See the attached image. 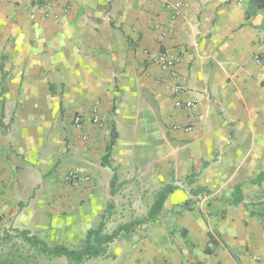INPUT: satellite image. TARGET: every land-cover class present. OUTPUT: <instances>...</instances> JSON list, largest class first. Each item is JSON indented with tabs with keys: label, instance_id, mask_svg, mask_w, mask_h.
<instances>
[{
	"label": "crops",
	"instance_id": "obj_1",
	"mask_svg": "<svg viewBox=\"0 0 264 264\" xmlns=\"http://www.w3.org/2000/svg\"><path fill=\"white\" fill-rule=\"evenodd\" d=\"M183 5L173 17L167 0H0V232L13 226L48 240L82 202L89 215L104 211L113 197L112 170L102 165L112 123L114 158L146 187L195 176L116 253L108 246L105 264H264V216L250 207L264 198V180L255 182L264 172V68L255 61L264 55V11L247 17L249 0ZM162 52L179 59L182 98L198 102L190 130L162 81ZM95 106L106 127L88 125L86 143L70 117L87 118ZM65 124L68 145L49 141V126ZM75 166L91 181L68 182ZM237 184L244 202L229 205ZM199 185L211 190L207 205L172 215ZM212 228L218 244L206 253Z\"/></svg>",
	"mask_w": 264,
	"mask_h": 264
},
{
	"label": "rangeland",
	"instance_id": "obj_2",
	"mask_svg": "<svg viewBox=\"0 0 264 264\" xmlns=\"http://www.w3.org/2000/svg\"><path fill=\"white\" fill-rule=\"evenodd\" d=\"M45 16H52L53 18L57 17V15H53L48 12L45 14ZM77 116H80L82 119L80 123L75 121ZM70 118L71 125L80 131L79 136L86 143L90 137L88 125H93L96 129L100 130H103V128L107 126L106 129L109 132L108 139L110 140L113 124L109 123L106 126L104 125L105 122H103V120L100 118V111L97 106L92 108L91 115L87 118L85 115H81L79 113L71 114ZM10 127H13V125H9V128ZM25 128L27 129L29 127L26 126ZM43 129L44 128L41 127V130ZM70 130L71 127H69L67 124L63 126L55 125L49 126V130H47L45 133L48 140L52 142H55V139L59 140L60 138L65 137V144L67 146L69 142L67 136L69 135ZM59 163L60 161H58V165ZM102 165L107 166L104 164L103 160ZM108 167L111 168L113 174V170L116 171L118 178L116 182V194L113 197L108 198L109 200L103 205V208H105L104 211L101 209L102 211L98 216L89 215L91 213L88 210V206H84V202H82L78 212H75V214L65 218L61 217V224L63 225L64 230H59L58 233H54L53 235L49 236L50 238L46 241L50 245L54 246L58 244H64L70 248H81L85 244L87 232L92 228H96L103 219V216H105L104 233H112L118 226L122 224L145 218L149 213L151 204L155 200L157 193L167 184V179L161 176L156 185H153L152 187L147 186V188L146 185H149L147 180L139 173L135 174L131 172L128 168L129 166L123 163L119 156L116 155L114 158L113 150L110 156V166ZM70 171H77L83 175H88L90 178L92 177L91 174L87 173L80 166H75L69 169L67 173ZM187 176L179 177L178 175L177 179L173 177L169 180V182H172L173 185L182 187L184 190H186L189 187V184L193 181L195 175H189L191 178ZM79 183L86 182L80 181L73 184ZM189 194L191 198L195 200L196 207L197 205L201 207L200 205L203 199L205 200L204 202L206 205L207 201H210V199L206 200L207 196H204L205 193H200L199 195L195 196H192L191 193ZM178 200L182 202L184 201L183 197L178 198ZM254 200L255 201L251 203V209L260 211V213H262L264 216L263 195H256ZM111 201L113 202L114 207L111 210H108L107 204ZM205 204L203 210L208 211ZM171 214L178 215L177 210L173 211ZM167 223L171 224L172 222L168 221ZM72 226H77L76 230H72ZM142 227L143 226L139 228L142 229ZM15 228L17 227L12 226L9 229H4L0 232V264H50V261L52 260L53 264H105L107 258L109 257V255L97 257L94 256L80 263L70 261L66 257H47L46 255L39 252L38 249L29 244L23 238V236L15 230ZM131 236H133L132 233L127 237L129 238ZM181 236L185 237V233ZM124 237L125 236L120 237L109 244V246L112 245V253L117 252L119 248V241Z\"/></svg>",
	"mask_w": 264,
	"mask_h": 264
},
{
	"label": "trees",
	"instance_id": "obj_3",
	"mask_svg": "<svg viewBox=\"0 0 264 264\" xmlns=\"http://www.w3.org/2000/svg\"><path fill=\"white\" fill-rule=\"evenodd\" d=\"M258 11H264V0H249V7L247 10V17H250ZM119 138V133L115 125L112 126L110 140L106 147V153L103 157V162L105 165L110 166V156L112 154L113 147L115 146ZM114 171L113 178L111 180L110 195L114 196L116 194V182L117 174ZM264 180V172L260 173L255 182H260ZM177 188L176 185L169 183L165 185L158 193L154 200L153 205L150 208L148 215L143 219H137L129 223L122 224L118 226L112 233H104L105 227V216L96 228H92L87 232L85 244L78 249L70 248L64 244L50 245L46 240L40 238L36 234H31L30 230L15 228L23 238L31 244L34 248L38 249L39 252L46 255L47 257H66L70 261L76 263L83 262L84 260L94 257V256H105L108 252V246L110 243L114 242L116 239L130 235L138 227L148 225L153 223L161 215L164 214V204L169 194H171ZM190 193L192 196L199 195L200 193L209 194L211 190L205 186H196L191 188ZM244 202V195L241 184H237L231 196L227 199L229 205H239ZM113 204H108V210L113 208ZM179 207L178 214L181 210L192 211L196 208V203L193 198L186 200L183 204L177 205ZM169 212V211H168ZM251 214H256L251 210ZM218 233L216 229L212 228L209 231V243L205 249L206 253H212L213 248L218 244L217 242Z\"/></svg>",
	"mask_w": 264,
	"mask_h": 264
},
{
	"label": "built area",
	"instance_id": "obj_4",
	"mask_svg": "<svg viewBox=\"0 0 264 264\" xmlns=\"http://www.w3.org/2000/svg\"><path fill=\"white\" fill-rule=\"evenodd\" d=\"M167 5L172 8L173 17H177L183 12V0H167ZM255 61L257 64L264 68V55L257 54L255 55ZM156 63L159 65L162 71L166 74L162 77V81L165 83L172 84V91L174 97V105L177 109L184 111L189 118V125H186V130L192 128L191 123L193 121L194 112L198 105L197 100L182 98L183 95L188 93V87L183 82L182 76L178 71L179 59L173 57L168 52L160 53L156 58ZM77 123H80L82 119L80 116L75 118ZM66 179L70 183H77L80 181L89 182L91 178L88 175H83L77 171H70L66 174Z\"/></svg>",
	"mask_w": 264,
	"mask_h": 264
}]
</instances>
